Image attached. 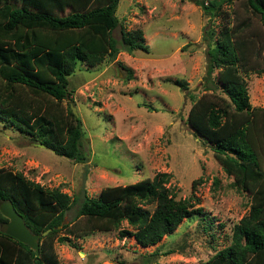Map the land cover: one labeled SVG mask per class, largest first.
<instances>
[{
  "label": "trees",
  "instance_id": "1",
  "mask_svg": "<svg viewBox=\"0 0 264 264\" xmlns=\"http://www.w3.org/2000/svg\"><path fill=\"white\" fill-rule=\"evenodd\" d=\"M120 0H0V121L75 162L82 121L67 99L69 77L78 66L115 61L120 49L113 30L120 21ZM239 2L250 18L234 15L218 37L209 29L205 86L192 101L187 122L196 136L211 144L214 157L232 186L249 198L248 213L232 227L229 245L203 264H264V108L249 103L242 72L264 73V56L255 51L257 19L264 30V0H199L204 14L220 16L223 4ZM224 18V16H222ZM264 36V32H263ZM215 37V39H214ZM123 48L148 52L144 31L121 29ZM217 71L216 79L212 74ZM184 86L182 81H177ZM185 88V87H183ZM170 175L124 186H108L97 197L84 193L78 203L59 187L48 188L20 172L0 169V201H10L32 233L42 234L39 253L5 233L8 219L0 213V264H59L55 242L76 248L73 241L96 232H118L148 247L170 235L186 218L202 212L193 194L176 199L167 186ZM196 181L193 182V187ZM76 213L64 223L66 213ZM150 207H153L150 209ZM126 222L133 230L122 228ZM59 232H63L59 235ZM147 261H149L147 259Z\"/></svg>",
  "mask_w": 264,
  "mask_h": 264
},
{
  "label": "rangeland",
  "instance_id": "2",
  "mask_svg": "<svg viewBox=\"0 0 264 264\" xmlns=\"http://www.w3.org/2000/svg\"><path fill=\"white\" fill-rule=\"evenodd\" d=\"M198 1L120 0V23L112 33L120 49L116 60L78 66L69 77L71 95L60 104L64 109L70 104L82 121L84 161L36 146L29 136L0 121V169L20 172L44 187H59L78 203L84 193L97 197L105 187L133 184L160 172L170 175L167 186L176 199L192 194L199 199L195 207L202 212L184 219L154 245L142 247L117 231L96 232L73 238L74 249L55 242L59 264H203L229 245L233 225L248 213L247 194L232 186L211 144L195 135L187 117L189 96L199 97L205 86L212 87L206 74L207 31L213 29L218 37L234 15L252 16L239 2L225 3L220 16H210ZM136 28L144 31L148 52L123 48L121 29ZM249 31L260 35L255 51L261 50L263 58L264 30L254 17ZM216 76L217 71L213 80ZM242 76L251 106L264 108V73ZM122 228L133 230L126 222Z\"/></svg>",
  "mask_w": 264,
  "mask_h": 264
},
{
  "label": "water",
  "instance_id": "3",
  "mask_svg": "<svg viewBox=\"0 0 264 264\" xmlns=\"http://www.w3.org/2000/svg\"><path fill=\"white\" fill-rule=\"evenodd\" d=\"M188 1L195 2L196 0ZM73 111L75 110L73 109ZM33 144L40 147H46L40 142ZM0 213L8 219V222L5 225V233L27 245L36 253V255H38L40 237L41 235H46L51 229H47L42 234L32 233L26 226L23 217L16 211L10 201H0Z\"/></svg>",
  "mask_w": 264,
  "mask_h": 264
}]
</instances>
